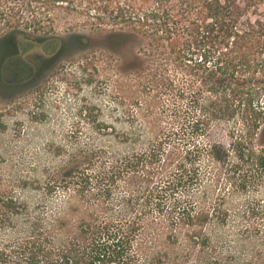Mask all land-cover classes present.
<instances>
[{"label":"rangeland","instance_id":"1","mask_svg":"<svg viewBox=\"0 0 264 264\" xmlns=\"http://www.w3.org/2000/svg\"><path fill=\"white\" fill-rule=\"evenodd\" d=\"M33 7L21 16H39V33L0 15V264H66L77 255L73 264H90L87 225L97 222L129 232L120 264H264V173L240 164L228 137L209 140L225 148L216 160L191 148L186 163L201 182L173 195L149 193V173L123 172L107 187L124 158L162 137L169 113L153 100L148 76L125 70L138 42L122 55L124 47L87 26L85 16L52 0ZM11 37L61 39L66 50L57 67L33 70L28 80L16 67L21 81L11 83L12 70L1 72ZM17 57L29 63L27 54ZM187 147L165 144L173 160L165 176Z\"/></svg>","mask_w":264,"mask_h":264},{"label":"trees","instance_id":"2","mask_svg":"<svg viewBox=\"0 0 264 264\" xmlns=\"http://www.w3.org/2000/svg\"><path fill=\"white\" fill-rule=\"evenodd\" d=\"M17 1H21V10ZM36 1L6 0L8 7L0 6V15H6L15 28L23 21L25 31L39 33L43 29L39 16H21L31 13ZM52 3L72 15L85 16L87 26L102 30L108 42L117 41L124 47L122 55L133 41L138 42L139 47L130 55L132 63L125 70L148 76L146 85L153 100H162L164 111L169 113L170 123L162 137L155 145L124 158L108 176V188L123 172L149 173L154 184L149 193L156 196L173 195L179 188L200 183L195 171L188 169L186 157L192 150L204 151L216 160L225 148L209 140L219 134L232 140V151L240 164L264 173V0ZM198 139H206L207 144L201 146ZM167 143L188 147L184 158L173 162V175L165 176L173 161L171 154L166 155ZM135 226L132 222L127 227ZM128 233L114 222L89 223L83 257L89 258L90 264H120L130 248ZM79 257H67L66 264L75 263Z\"/></svg>","mask_w":264,"mask_h":264},{"label":"flooded vegetation","instance_id":"3","mask_svg":"<svg viewBox=\"0 0 264 264\" xmlns=\"http://www.w3.org/2000/svg\"><path fill=\"white\" fill-rule=\"evenodd\" d=\"M36 41L37 42H21L17 37H11L10 40H7L9 50L11 48L12 51L9 53L10 55L8 54L9 57H6L5 61H3L1 65V72L9 74L11 72L10 69L12 70L13 79L10 78L11 83H18L19 81H21L20 79L14 78V71L16 67L23 68V72H25V70L29 72L27 73V76L24 77L25 80H28L30 78L29 76L33 74V70L34 72H38L44 69L51 68L53 66L57 67L59 65V61L57 60L61 55H63L64 51L66 50L63 40L51 39ZM32 48L36 49L38 52L32 53ZM29 51L31 52V54L29 53ZM20 54H22V56H26L27 54L29 57V63H23V59L17 57V55Z\"/></svg>","mask_w":264,"mask_h":264}]
</instances>
